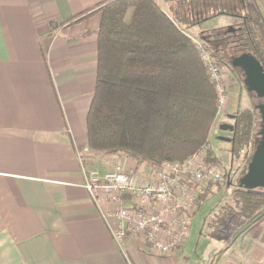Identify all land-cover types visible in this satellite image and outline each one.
<instances>
[{"label":"crops","instance_id":"obj_1","mask_svg":"<svg viewBox=\"0 0 264 264\" xmlns=\"http://www.w3.org/2000/svg\"><path fill=\"white\" fill-rule=\"evenodd\" d=\"M100 1L0 0V264H176L183 248L123 253L82 188L99 14L73 18ZM241 1L264 21V0ZM259 231L223 264H264Z\"/></svg>","mask_w":264,"mask_h":264},{"label":"trees","instance_id":"obj_2","mask_svg":"<svg viewBox=\"0 0 264 264\" xmlns=\"http://www.w3.org/2000/svg\"><path fill=\"white\" fill-rule=\"evenodd\" d=\"M165 1L177 11L172 6L167 14L156 0H101L73 18L76 22L99 14L94 89L85 122L89 154L80 157L87 168H93L92 158L100 156L132 160L135 169L182 162L208 143L217 94L196 42L178 25L183 6L199 7L203 0ZM255 14L258 19L252 15L249 20L258 22L245 24L237 38L240 48H247L264 68V21ZM195 17L188 12L186 18L195 25L206 20ZM202 42L212 57L226 64L208 42ZM253 110L236 115L234 154L250 143ZM257 141L253 138L252 152ZM239 177L235 205H228L229 211L255 223L264 217V192L240 189Z\"/></svg>","mask_w":264,"mask_h":264},{"label":"rangeland","instance_id":"obj_3","mask_svg":"<svg viewBox=\"0 0 264 264\" xmlns=\"http://www.w3.org/2000/svg\"><path fill=\"white\" fill-rule=\"evenodd\" d=\"M156 2L163 8L164 0H156ZM198 5L200 8L184 5L182 11L184 14L180 13V17L182 18L179 20L178 25L186 34L192 37L194 42L202 44V47L210 53L211 57L212 51L203 46L202 38L208 39L209 34L213 32L225 33L229 27H232L234 31L223 35L225 37L223 41L228 42L225 47L227 48V46L239 43L236 36L238 26L245 27V24L253 25L258 22H254L258 19L255 14V12L258 13L255 8L256 5L247 3L246 1L203 0ZM259 9L262 11L261 7ZM188 12L194 13L196 17L203 16L206 20L195 25L196 22L191 19V24L186 18ZM252 15L255 20H249V17ZM255 32H257V29H255ZM210 48L214 49L216 54L223 57L226 64H223L224 62L219 63L217 58L212 57L221 75L220 84L222 91L218 92L215 84L211 82L217 94V116L208 135V143L198 152H203L199 157L203 165H210L223 170L224 177L223 182L199 183L194 186L195 190L198 188L203 193L196 203L197 209L191 218V224L188 228L183 248L176 254V264H223L234 253H240L243 248L250 246L257 239V235L260 236L258 234L259 230L264 229V217L255 223H250V221L238 216L237 213L229 211L228 208V205L230 207L235 205L236 178L240 175L242 176L246 171L248 158L253 150V138L259 139V115L257 111L254 112L255 123L250 143L242 147L238 153L234 154L232 144L220 139L231 138V133L222 132L219 129L222 123L233 125V121L228 119V115H237L242 110L254 111V106H258L261 101L253 94H248L245 91L246 89L242 85V77L239 70H232L230 68L229 57L235 51L230 52L220 46L213 47L211 44ZM240 53L237 52L236 55ZM221 97H223L224 103L220 108L219 99ZM87 154H89L88 149L85 155ZM92 161L95 164L93 168L100 172L109 170L116 164L133 169L136 165L132 160L120 159L116 156L93 157ZM139 172L145 174L147 168L141 166ZM227 182H229L228 186ZM210 191L212 193L209 194ZM207 196L210 197L208 200ZM159 261L162 264L165 260L160 259Z\"/></svg>","mask_w":264,"mask_h":264},{"label":"built area","instance_id":"obj_4","mask_svg":"<svg viewBox=\"0 0 264 264\" xmlns=\"http://www.w3.org/2000/svg\"><path fill=\"white\" fill-rule=\"evenodd\" d=\"M196 45L210 81L221 92L218 67L202 44ZM223 103L221 97L220 108ZM201 153L182 162L164 161L148 167L145 178L135 168L116 164L100 172L85 167L80 160L82 188L123 253L125 243L143 245L162 257L183 246L196 203L203 193L194 186L223 182L224 177L223 170L200 162Z\"/></svg>","mask_w":264,"mask_h":264},{"label":"water","instance_id":"obj_5","mask_svg":"<svg viewBox=\"0 0 264 264\" xmlns=\"http://www.w3.org/2000/svg\"><path fill=\"white\" fill-rule=\"evenodd\" d=\"M233 30L232 27L228 31ZM206 42L205 38H202ZM230 65L232 68L240 69L243 72V85L248 94H253L262 102L255 106L260 118L259 139L250 156L245 173L238 179V187L247 191L264 192V68L261 63L251 54L243 53L234 57ZM220 130L232 131V127L225 125ZM224 142H231L228 138H220Z\"/></svg>","mask_w":264,"mask_h":264},{"label":"flooded vegetation","instance_id":"obj_6","mask_svg":"<svg viewBox=\"0 0 264 264\" xmlns=\"http://www.w3.org/2000/svg\"><path fill=\"white\" fill-rule=\"evenodd\" d=\"M242 28H243V27H241V26H238V27H237V29H236V30H237V31H236V36H238V34L241 33ZM230 31H234V30H230ZM230 31H228V29H227V31H226L225 33H217V32L210 33L208 39H206V42L210 43L213 47L220 46V47H222V48H224V49H227V50L230 51V52H231V51H235V52L229 57L230 62H231V60H232L234 57H236V56H240V55L243 54V53H247V48H240L241 46H239L238 44H235V45H233V46H227V48H225L226 45L228 44V42H224V41H223V40L225 39V37H223V35H225L226 33H229ZM222 37H223V38H222ZM207 40H208V41H207ZM238 49H239V50H238ZM239 51H240L241 53L236 55V53L239 52ZM230 62H229V66L231 67ZM231 69H233V70H239V71L241 72V74L243 75V72H242L240 69L232 68V67H231ZM257 99H258V98H257ZM258 100L262 102L261 99H258ZM254 109H255V106H254ZM227 117H228L229 120H232V121H233V125H230V124H228V123H222V125H220V126L225 125V126H227V127H232L233 130H232V131H229V130H220V131L231 133V138L229 137L228 139L231 140V142H229V143L232 144V143H233V142H232V141H233V137H234V130H235L236 115H228ZM220 126H219V127H220Z\"/></svg>","mask_w":264,"mask_h":264}]
</instances>
